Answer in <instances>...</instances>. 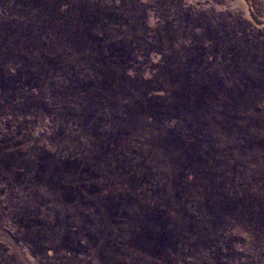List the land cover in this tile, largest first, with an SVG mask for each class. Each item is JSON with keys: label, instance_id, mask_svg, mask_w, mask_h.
Returning a JSON list of instances; mask_svg holds the SVG:
<instances>
[{"label": "rangeland", "instance_id": "obj_1", "mask_svg": "<svg viewBox=\"0 0 264 264\" xmlns=\"http://www.w3.org/2000/svg\"><path fill=\"white\" fill-rule=\"evenodd\" d=\"M0 264H264V0H0Z\"/></svg>", "mask_w": 264, "mask_h": 264}, {"label": "trees", "instance_id": "obj_2", "mask_svg": "<svg viewBox=\"0 0 264 264\" xmlns=\"http://www.w3.org/2000/svg\"><path fill=\"white\" fill-rule=\"evenodd\" d=\"M253 237H255V236H253Z\"/></svg>", "mask_w": 264, "mask_h": 264}]
</instances>
